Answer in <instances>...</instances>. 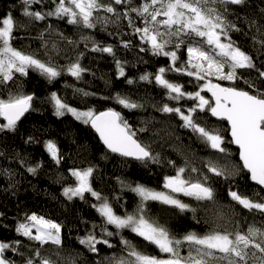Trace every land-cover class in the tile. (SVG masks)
Here are the masks:
<instances>
[{
    "label": "trees",
    "instance_id": "1",
    "mask_svg": "<svg viewBox=\"0 0 264 264\" xmlns=\"http://www.w3.org/2000/svg\"><path fill=\"white\" fill-rule=\"evenodd\" d=\"M103 2L109 3V0ZM141 2L132 0L131 6L136 7ZM23 7L22 0H0V18L11 14L17 24L12 46L55 67L60 75L49 80L38 71L29 69L26 76L15 73L11 81L0 84L2 99H7L10 93L34 97L30 110L17 122L15 129L0 131V242L14 244L20 241L18 251L6 250L5 258L14 264H26L29 258L34 259V264H39L40 258H47L52 264H114L115 260L121 258L131 259L121 243L122 238L139 252L167 258V254L161 253L154 244L130 229L118 230L106 224L94 207L102 203L104 198L114 213L121 217L140 215L139 209L143 205L142 214L145 218L166 228L176 239H181L189 232L204 235L214 230L231 232L238 229L246 232L249 225L264 228V215L244 209L228 195L229 190H232L264 202L261 200L264 189L253 185L243 169L238 150L229 139L227 124L213 119L208 111H197L195 114L201 126L217 131L224 138L222 147L225 152L220 153L208 147L191 129L182 127L183 122L176 114L159 110L164 104L185 110L196 103L187 98L179 102L169 100L166 90L155 83L158 69L167 68L171 63L168 57L140 51L141 47L147 49L148 45L141 44L127 20L106 24L98 22L91 29L69 24L66 17L47 16L44 20L30 22L23 15ZM54 7L52 0H43L42 4L32 5L31 10L48 12ZM114 7L122 12L126 6ZM205 7L216 8L226 21L236 25L239 31H230V37L253 58L256 65L254 69H239L240 79L236 81L210 79L224 87L253 92L245 83L247 80L256 89L264 91V82L257 71L264 70V0H245L242 5H223L209 0ZM98 15H107L115 20V17L103 11ZM130 15L137 26H143L135 13ZM122 41H130L131 46L123 47ZM94 44L101 47L111 45L115 59L107 53L93 52L91 49ZM167 50H174V46L170 45ZM116 59L122 63L124 76L118 74ZM77 60L86 69L80 79L67 72L68 66ZM186 60L185 44L178 51L176 66H181ZM146 74L149 79L141 80L140 77ZM165 77L182 85L186 92L199 91L205 83L172 71L166 72ZM129 80L133 82L130 84ZM78 90L89 95L85 96ZM52 93L79 110H92L96 114L109 109L118 112L122 120L135 131V139L149 148L155 161L131 160L109 152L89 123L85 124L68 114H55ZM207 94L206 91L201 92V95ZM118 96L140 106L125 108L117 102ZM4 123L0 117V124ZM47 141L56 144L59 163L47 152ZM209 162L224 169L226 177H217L208 172ZM180 167L186 170L183 174L185 179L196 181L207 176V184L214 190L215 200L197 201L172 193L189 205V210L181 212L158 201H142L132 191L141 185L168 192L163 187L164 178L174 176ZM29 168H34L35 172H29ZM87 168L93 169L90 185L102 199L97 200L87 192L83 199H68L64 189L76 184L70 172ZM192 168L198 171L192 172ZM257 193L260 195L257 196ZM32 214L61 225V245L48 243L41 246L16 232L18 224L26 222V216ZM104 227L114 235L105 236L102 231ZM117 232L118 235L115 234ZM89 233L97 239H107L113 246L97 244V251H90L79 242ZM36 250L40 251V257L34 256ZM188 252L189 245L185 243L180 248V254L187 256Z\"/></svg>",
    "mask_w": 264,
    "mask_h": 264
},
{
    "label": "snow or ice",
    "instance_id": "2",
    "mask_svg": "<svg viewBox=\"0 0 264 264\" xmlns=\"http://www.w3.org/2000/svg\"><path fill=\"white\" fill-rule=\"evenodd\" d=\"M211 2L223 5L245 4V0H211ZM42 3L43 0H22L23 15L28 17L30 22L44 20L47 16L66 17L69 24L82 25L87 29L94 28L98 22L106 24L127 20L133 34L139 36L141 44L148 45L147 49L141 47L140 51H151L155 56L169 58L170 65L167 68H159L154 77L155 83L166 90L167 98L176 102L185 98L196 102L185 110L181 107H170L168 104H164L159 110L176 114L183 122L182 127L191 129L208 147L220 153L225 152V148L222 147L224 138L217 131L201 126L195 114L197 111H208L212 116L226 120L230 126L231 143L238 146L243 168L250 173L252 181L264 188V91L256 89L255 85L247 80L245 83L253 89V92L236 87H223L211 81V77L217 80L236 81L240 79L239 69H254L256 65L253 58L231 39L230 31H239L236 25L226 21L216 8L205 7L209 0H142L136 7L131 6L132 0H109V3H104L103 0H58V2L52 0L55 7L51 11L31 10L32 5ZM114 5L126 7L121 12ZM101 11L111 14L115 20H111L107 15H98ZM130 13L136 14L143 24L142 27L136 25ZM16 27L17 24L11 14L0 18V84L11 81L15 73L26 76L29 69L38 71L49 80L60 75L55 67L12 46ZM185 44L187 60L178 67L176 66L178 51ZM122 45L129 48L131 42L122 41ZM170 45L174 46V50H167ZM91 50L107 53L115 59L111 45L101 47L94 44ZM115 63L119 76H124L121 61L116 59ZM85 71L78 60L67 68V72L77 79H80ZM169 71L195 77L196 80L205 83L199 91L186 92L182 85L173 83L165 77V73ZM257 71L264 82V70L257 69ZM140 79L148 80L149 75H142ZM132 82V80L128 81L130 84ZM78 91L83 92V90ZM205 91L211 93L214 103L201 95V92ZM83 95L87 96L89 93L83 92ZM33 99L32 95L11 93L7 99L0 98V117L6 121L0 124V131L15 129L17 121L30 110ZM116 99L125 108L134 109L140 106L127 98L118 96ZM51 100L54 102L57 116L68 112L76 119L83 120L85 124L90 123L111 152L140 161H155L149 148L135 139V131L122 120L118 112L111 109L99 114L92 110L78 111L62 102L56 93L51 94ZM45 148L51 158L59 163L56 144L47 141ZM207 169L217 177H226L225 170L211 162L208 163ZM28 171L34 173L35 169L29 168ZM185 171L184 167H180L176 169L174 176L164 178L163 187L168 189V192L155 191L141 185H137L132 191L137 193L142 201H158L171 205L181 212L189 210V205L177 199L172 193H181L197 201H214V190L207 184V176L203 180L192 181L184 178ZM191 171L198 170L192 168ZM92 173V168L83 171L73 169L71 175L76 178V186L65 188L64 195L68 199L73 197L83 199L87 192L97 200H101L100 194L90 186L89 178ZM228 195L244 209L250 212L255 210L264 215V202L253 200L232 190H229ZM261 200H264V197H261ZM94 207L105 219L106 224L113 225L118 230L130 229L137 236L154 244L161 253L167 254V258L144 254L122 238L121 243L128 250L127 254L131 259L121 258L115 260L114 264H264V228L249 225L246 232L238 229L231 232L214 230L204 235L189 232L181 239H176L166 228L145 218L142 214L143 205L139 209L140 215L130 214L123 217L114 213L106 198ZM25 219L26 222L19 223L16 227L19 235L36 241L41 246L48 243L61 245V225L35 214L28 215ZM102 231L105 236L114 235L107 231L106 227L102 228ZM79 242L92 252L97 251V244L113 246L107 239H97L92 233L81 238ZM185 243L189 245V252L187 256H182L180 248ZM19 244L20 241H15L14 244L0 242V264H14L13 261L5 258L4 254L6 250L17 252ZM34 256L40 257V251L36 250ZM26 264H34V259H27ZM39 264H52V262L47 258H40Z\"/></svg>",
    "mask_w": 264,
    "mask_h": 264
},
{
    "label": "water",
    "instance_id": "3",
    "mask_svg": "<svg viewBox=\"0 0 264 264\" xmlns=\"http://www.w3.org/2000/svg\"><path fill=\"white\" fill-rule=\"evenodd\" d=\"M222 86V85H221ZM224 87V86H223ZM211 103H214V101H212V99L210 98V100H209ZM107 111V110H106ZM102 112H105V111H102ZM97 114H99V113H97ZM209 114H210V116L213 118V119H215V120H218V121H224L226 124H227V126H228V129H229V131H228V135H229V139H230V141H231V134H230V126H229V124H228V122L226 121V120H220V119H218L217 117H214V116H212L211 115V113L209 112ZM25 115V114H24ZM23 117V116H22ZM21 117V118H22ZM21 118H20V120H21ZM1 119L3 120V118L1 117ZM19 120V121H20ZM4 121V120H3ZM19 121H17V122H19ZM4 122H6V121H4ZM89 126H90V128L93 130V132L96 134V136L98 137V139H99V141L101 142V144L103 145V147L106 149V150H108L109 152H111L104 144H103V142H102V140L100 139V136H99V134L96 132V130L91 126V124L89 123ZM232 144V146L233 147H235L237 150H238V158H239V161H240V163H241V165H242V167H243V163H242V161L240 160V157H239V149H238V146L237 145H235V144H233V143H231ZM111 153H113V152H111ZM114 154H116V155H119V156H122V155H120L119 153H114ZM122 157H125V156H122ZM125 158H128V159H131V160H136L135 158H133V157H125ZM244 169V168H243ZM247 173H248V171L246 170V169H244ZM248 175H249V178H250V173H248ZM250 180H251V178H250ZM251 183L253 184V185H255V186H257V187H259V188H261V189H264V188H262L261 186H259V185H257L254 181H252L251 180Z\"/></svg>",
    "mask_w": 264,
    "mask_h": 264
},
{
    "label": "rangeland",
    "instance_id": "4",
    "mask_svg": "<svg viewBox=\"0 0 264 264\" xmlns=\"http://www.w3.org/2000/svg\"><path fill=\"white\" fill-rule=\"evenodd\" d=\"M211 78H215V77H211ZM212 81V80H211ZM213 83H218V82H214V81H212ZM206 99H209L210 100V96H211V93H209V94H207V95H203ZM71 107V106H70ZM76 109V108H75ZM78 111H85V110H79V109H77ZM65 114H68V115H71V116H73L71 113H68V112H65ZM74 117V116H73ZM75 118V117H74ZM80 121H82L83 122V120H80ZM83 171V170H82ZM70 174H71V172H70ZM74 179H75V181H76V178L74 177ZM76 183H77V181H76ZM89 183H90V178H89ZM76 186V184L73 186V187H75ZM91 186V185H90ZM156 191V190H155ZM163 192H165V191H163ZM175 194H181V193H175ZM183 195V194H182Z\"/></svg>",
    "mask_w": 264,
    "mask_h": 264
},
{
    "label": "flooded vegetation",
    "instance_id": "5",
    "mask_svg": "<svg viewBox=\"0 0 264 264\" xmlns=\"http://www.w3.org/2000/svg\"><path fill=\"white\" fill-rule=\"evenodd\" d=\"M211 97V96H210Z\"/></svg>",
    "mask_w": 264,
    "mask_h": 264
}]
</instances>
